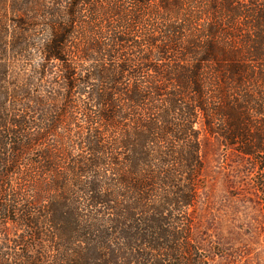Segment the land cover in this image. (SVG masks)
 <instances>
[{
  "label": "trees",
  "instance_id": "trees-1",
  "mask_svg": "<svg viewBox=\"0 0 264 264\" xmlns=\"http://www.w3.org/2000/svg\"><path fill=\"white\" fill-rule=\"evenodd\" d=\"M199 125L264 219V0H0V264H207Z\"/></svg>",
  "mask_w": 264,
  "mask_h": 264
},
{
  "label": "rangeland",
  "instance_id": "rangeland-1",
  "mask_svg": "<svg viewBox=\"0 0 264 264\" xmlns=\"http://www.w3.org/2000/svg\"><path fill=\"white\" fill-rule=\"evenodd\" d=\"M201 130L205 189L195 208L196 238L207 264H264V219L258 166Z\"/></svg>",
  "mask_w": 264,
  "mask_h": 264
}]
</instances>
